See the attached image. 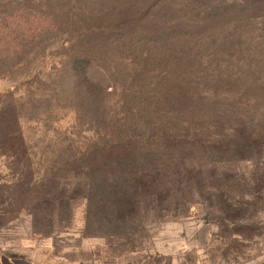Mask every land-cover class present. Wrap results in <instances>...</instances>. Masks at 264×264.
I'll use <instances>...</instances> for the list:
<instances>
[{"label": "rangeland", "instance_id": "374dc122", "mask_svg": "<svg viewBox=\"0 0 264 264\" xmlns=\"http://www.w3.org/2000/svg\"><path fill=\"white\" fill-rule=\"evenodd\" d=\"M255 1L28 0L24 17L39 9L52 26L0 61V110L18 102L36 179L48 156L115 135L190 146L162 157L165 210L124 234L85 237L84 201L53 231L8 205L27 164L0 138V253L32 264H264V11Z\"/></svg>", "mask_w": 264, "mask_h": 264}, {"label": "trees", "instance_id": "16d2710c", "mask_svg": "<svg viewBox=\"0 0 264 264\" xmlns=\"http://www.w3.org/2000/svg\"><path fill=\"white\" fill-rule=\"evenodd\" d=\"M255 2H259L256 8L264 11V0ZM25 3L28 0H0V61L20 53L22 39H32L51 29V24H45L50 16L45 17L39 9L31 10L24 17V12L29 10ZM133 15L139 16L125 17ZM10 103L11 112L0 110L2 147L6 155H25L27 165L22 182L13 178L12 186L18 194L9 199L8 205L17 211H28L33 226L37 223L42 226L41 219L51 231L54 223L68 224L73 204L84 201V236H117L124 234L134 219L165 210V205L171 202L172 188L168 171L161 167L162 157L168 158L171 150L172 155L177 154L190 143L179 139L170 141L153 133L141 140L115 135L113 140L90 142L82 151L76 148L77 155L48 156L44 174L38 180L34 156H30L31 148L20 131L19 114L15 111L18 102ZM191 144L195 149L196 143ZM49 233L52 232L46 234Z\"/></svg>", "mask_w": 264, "mask_h": 264}, {"label": "crops", "instance_id": "0c3cea01", "mask_svg": "<svg viewBox=\"0 0 264 264\" xmlns=\"http://www.w3.org/2000/svg\"><path fill=\"white\" fill-rule=\"evenodd\" d=\"M0 264H32V263L28 259L15 258L5 253H0Z\"/></svg>", "mask_w": 264, "mask_h": 264}]
</instances>
